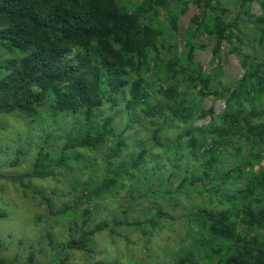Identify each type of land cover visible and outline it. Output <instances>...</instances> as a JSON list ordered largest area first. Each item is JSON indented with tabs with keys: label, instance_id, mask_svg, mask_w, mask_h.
I'll return each mask as SVG.
<instances>
[{
	"label": "rangeland",
	"instance_id": "1",
	"mask_svg": "<svg viewBox=\"0 0 264 264\" xmlns=\"http://www.w3.org/2000/svg\"><path fill=\"white\" fill-rule=\"evenodd\" d=\"M115 1L128 11L141 0ZM183 1L184 12L179 0H169L148 20L161 34L141 71L145 84L155 96L175 87L194 111L188 121L166 117L157 134L161 144L140 107L123 109L127 93L122 92L119 105L104 107L102 114H114L112 125L128 147L113 153L115 139L109 138L98 148H68L65 165L45 163L48 174L37 177L29 173L40 148L55 159L68 136L73 140L85 127L78 118L47 119L48 101L34 121L0 114V264H208V213L228 206L227 196L245 187L250 172L264 169V141L247 133L242 121L226 134L220 120L222 112L242 109L260 113L252 123H264V40L256 27L264 26V0H251L246 8L242 0H214L229 25L218 51L214 35L198 27L203 0ZM170 15H177L175 27ZM192 46L198 70L187 61ZM19 56L0 46V64ZM189 74L207 80L203 95L202 84ZM196 128L205 132L195 136L191 149L186 132ZM255 198L264 207L263 189ZM102 221L108 226L93 234L88 248L63 246L80 229ZM257 231L264 236V229Z\"/></svg>",
	"mask_w": 264,
	"mask_h": 264
},
{
	"label": "trees",
	"instance_id": "2",
	"mask_svg": "<svg viewBox=\"0 0 264 264\" xmlns=\"http://www.w3.org/2000/svg\"><path fill=\"white\" fill-rule=\"evenodd\" d=\"M168 1L141 0L132 10L121 11L115 0H0V46L20 54L0 64V114L17 113L34 121L48 101L47 119L60 122L63 118H78L85 127L73 140L68 136L69 142L59 149L55 159L43 154L40 148L29 175L44 177L48 172L43 167L51 161L65 165L68 148H98L109 138L115 139L113 153L128 147L126 139L112 125L114 114H102L104 107L108 111L119 105L122 92L127 93L123 109L140 107L139 114L155 127L152 137L157 144H161L157 134L167 122L166 117L178 121L192 117L193 108L185 105L175 87L161 88V95L155 96L141 76L161 34L148 20L157 7H166ZM250 1L242 0L245 8ZM203 2L198 27L214 35L218 51L222 40L229 36V25L224 24L214 0ZM179 3V12H184L186 3ZM208 16L210 20L206 21ZM176 20L177 15H170L173 27ZM256 27L264 40V26ZM192 57L193 46L187 61L198 70L200 66L191 62ZM188 77L202 84L203 95L207 80L190 74ZM235 93L237 98L239 92ZM96 115L101 116L99 121ZM259 115L254 110L245 114L242 109L226 110L220 114V120L226 134L242 121L247 133L264 141V123L251 122ZM204 132L203 128H196L195 133L186 132L191 135L187 140L191 149L196 147L195 136ZM208 150L211 156L207 164L211 165L215 149ZM21 153L22 150L16 153L17 160ZM142 153L134 159L135 164ZM259 189L264 190L263 168L250 172L245 187L227 196L228 206L216 214L208 213L205 226L211 236L212 251L206 252L208 264H264V236L257 231L264 229V207L258 206L259 200L255 198ZM86 223L84 220L82 224ZM241 224L257 233L241 230ZM107 226L102 221L92 228L80 229L78 237H70L63 246L86 249L93 234Z\"/></svg>",
	"mask_w": 264,
	"mask_h": 264
}]
</instances>
